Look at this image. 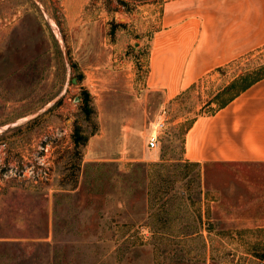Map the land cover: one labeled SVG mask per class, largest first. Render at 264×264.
Masks as SVG:
<instances>
[{
    "label": "rangeland",
    "instance_id": "1",
    "mask_svg": "<svg viewBox=\"0 0 264 264\" xmlns=\"http://www.w3.org/2000/svg\"><path fill=\"white\" fill-rule=\"evenodd\" d=\"M166 1L0 0V264H264V165L179 162L264 47L165 103L143 81Z\"/></svg>",
    "mask_w": 264,
    "mask_h": 264
},
{
    "label": "crops",
    "instance_id": "2",
    "mask_svg": "<svg viewBox=\"0 0 264 264\" xmlns=\"http://www.w3.org/2000/svg\"><path fill=\"white\" fill-rule=\"evenodd\" d=\"M263 47L264 0H168L148 42L143 87L159 92L167 103ZM179 162L264 165V77L224 107L194 118L185 130Z\"/></svg>",
    "mask_w": 264,
    "mask_h": 264
},
{
    "label": "trees",
    "instance_id": "3",
    "mask_svg": "<svg viewBox=\"0 0 264 264\" xmlns=\"http://www.w3.org/2000/svg\"><path fill=\"white\" fill-rule=\"evenodd\" d=\"M220 69L221 68H218L217 70H220ZM263 77H264V67L258 68L256 70L250 69L247 72H245L244 74H240L237 77H235L232 80V82L229 84V86H228V89L234 90L233 95L231 97H229L228 100L225 101L223 104H221L219 108L224 107L235 96H237L239 93L245 91L252 84H254L255 82H257L258 80H260ZM81 101H82V103H81V110L83 111V113L85 115H88L90 113V108H89V95L86 92H83L82 100ZM75 137H78V132L75 134ZM75 139H76V141H78V138H75ZM193 165H195V164H193ZM261 230H263V232H264V228L261 229ZM194 234L199 235V232L196 231V233H194ZM186 236H188V235H186Z\"/></svg>",
    "mask_w": 264,
    "mask_h": 264
},
{
    "label": "built area",
    "instance_id": "4",
    "mask_svg": "<svg viewBox=\"0 0 264 264\" xmlns=\"http://www.w3.org/2000/svg\"><path fill=\"white\" fill-rule=\"evenodd\" d=\"M163 127L161 123H157L153 130L148 135L147 147L150 150L157 148V132Z\"/></svg>",
    "mask_w": 264,
    "mask_h": 264
},
{
    "label": "water",
    "instance_id": "5",
    "mask_svg": "<svg viewBox=\"0 0 264 264\" xmlns=\"http://www.w3.org/2000/svg\"><path fill=\"white\" fill-rule=\"evenodd\" d=\"M73 82H74V80H73Z\"/></svg>",
    "mask_w": 264,
    "mask_h": 264
}]
</instances>
